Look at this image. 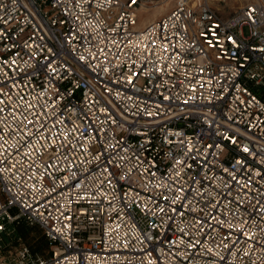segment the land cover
<instances>
[{
    "label": "built area",
    "instance_id": "2783aa9c",
    "mask_svg": "<svg viewBox=\"0 0 264 264\" xmlns=\"http://www.w3.org/2000/svg\"><path fill=\"white\" fill-rule=\"evenodd\" d=\"M155 1L0 0V264H264V0Z\"/></svg>",
    "mask_w": 264,
    "mask_h": 264
},
{
    "label": "rangeland",
    "instance_id": "374dc122",
    "mask_svg": "<svg viewBox=\"0 0 264 264\" xmlns=\"http://www.w3.org/2000/svg\"><path fill=\"white\" fill-rule=\"evenodd\" d=\"M211 1L213 2L212 4L214 5V7H218L219 13L222 16H227L232 11H234L237 8V6H239L241 2H243L244 0H224V1L211 0ZM155 2L156 3L149 4L147 6V9L138 11L137 20L140 23L139 24L140 27H143L142 24L145 18L153 17L154 14L153 7L157 4H161L165 2V0H157ZM173 4L174 1L170 0L169 3L165 5L164 8H156L157 9L155 13L157 14L156 17L163 14L167 9H170ZM243 32L244 34H247L246 27L243 28ZM18 235H21L24 238V240L29 244V246L34 248V249L31 248L34 252H37L39 254H46V252L48 251V246L46 244V241L44 240L42 229L37 224H33V225H26L24 223L20 224L15 228L13 236L15 237Z\"/></svg>",
    "mask_w": 264,
    "mask_h": 264
},
{
    "label": "bare ground",
    "instance_id": "6f19581e",
    "mask_svg": "<svg viewBox=\"0 0 264 264\" xmlns=\"http://www.w3.org/2000/svg\"><path fill=\"white\" fill-rule=\"evenodd\" d=\"M169 1L170 0H165V2H163V3H161V4H157V5H155L154 7H153V9H154V13H156V11H157V9L156 8H164L165 7V5H167L168 3H169ZM172 1V0H171ZM211 1V0H210ZM211 3H213L212 1H211ZM217 9H218V7H216ZM144 9H147V7H143V8H141V10H144ZM153 19H155V18H152V17H147V18H145L144 20H143V25L145 26L147 23H149V22H151ZM140 23L139 22H137V27H139V28H141L140 27V25H139Z\"/></svg>",
    "mask_w": 264,
    "mask_h": 264
},
{
    "label": "crops",
    "instance_id": "0c3cea01",
    "mask_svg": "<svg viewBox=\"0 0 264 264\" xmlns=\"http://www.w3.org/2000/svg\"><path fill=\"white\" fill-rule=\"evenodd\" d=\"M167 10H168V9H167ZM165 12H166V11H165ZM156 15H157V14L154 13L152 18L156 17ZM143 24H144V23H143ZM143 24H142V25H143ZM143 26H144V25H143Z\"/></svg>",
    "mask_w": 264,
    "mask_h": 264
},
{
    "label": "snow or ice",
    "instance_id": "6c2138e0",
    "mask_svg": "<svg viewBox=\"0 0 264 264\" xmlns=\"http://www.w3.org/2000/svg\"><path fill=\"white\" fill-rule=\"evenodd\" d=\"M132 2H133V3H135V2H136V0H132ZM245 151H247V149H245Z\"/></svg>",
    "mask_w": 264,
    "mask_h": 264
},
{
    "label": "trees",
    "instance_id": "16d2710c",
    "mask_svg": "<svg viewBox=\"0 0 264 264\" xmlns=\"http://www.w3.org/2000/svg\"><path fill=\"white\" fill-rule=\"evenodd\" d=\"M45 240V239H44ZM32 248V247H31ZM32 249H34V248H32Z\"/></svg>",
    "mask_w": 264,
    "mask_h": 264
}]
</instances>
